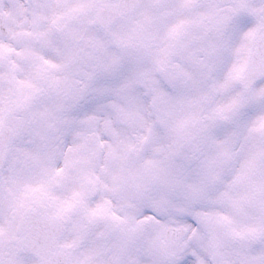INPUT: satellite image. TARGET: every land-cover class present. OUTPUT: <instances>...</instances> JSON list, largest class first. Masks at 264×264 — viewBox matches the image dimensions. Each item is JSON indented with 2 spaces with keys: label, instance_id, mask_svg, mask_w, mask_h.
<instances>
[{
  "label": "snow or ice",
  "instance_id": "snow-or-ice-1",
  "mask_svg": "<svg viewBox=\"0 0 264 264\" xmlns=\"http://www.w3.org/2000/svg\"><path fill=\"white\" fill-rule=\"evenodd\" d=\"M0 264H264V0H0Z\"/></svg>",
  "mask_w": 264,
  "mask_h": 264
}]
</instances>
